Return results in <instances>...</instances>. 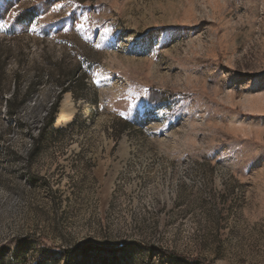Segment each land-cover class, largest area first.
I'll use <instances>...</instances> for the list:
<instances>
[{
  "label": "rangeland",
  "instance_id": "374dc122",
  "mask_svg": "<svg viewBox=\"0 0 264 264\" xmlns=\"http://www.w3.org/2000/svg\"><path fill=\"white\" fill-rule=\"evenodd\" d=\"M0 25V264H264V0H0Z\"/></svg>",
  "mask_w": 264,
  "mask_h": 264
},
{
  "label": "trees",
  "instance_id": "16d2710c",
  "mask_svg": "<svg viewBox=\"0 0 264 264\" xmlns=\"http://www.w3.org/2000/svg\"><path fill=\"white\" fill-rule=\"evenodd\" d=\"M66 92H68L67 89H65L62 93H66ZM61 99H62V96L59 95L58 98H57V100L55 101V103L51 107V109H50V111L48 113V116L45 119V123L43 125V128L41 130V136H43L45 134V132H47V130L52 129L53 126L55 125V123H56V117H55V115L57 114L58 108L60 106ZM9 110L10 111H13L11 105H10ZM37 141L38 140H36L35 143H37ZM89 251H90V247H85L84 248V253H87Z\"/></svg>",
  "mask_w": 264,
  "mask_h": 264
},
{
  "label": "bare ground",
  "instance_id": "6f19581e",
  "mask_svg": "<svg viewBox=\"0 0 264 264\" xmlns=\"http://www.w3.org/2000/svg\"><path fill=\"white\" fill-rule=\"evenodd\" d=\"M75 111L72 109H66L63 114L61 115V118L59 119V123L61 122L62 124H68L71 122L73 115Z\"/></svg>",
  "mask_w": 264,
  "mask_h": 264
},
{
  "label": "snow or ice",
  "instance_id": "6c2138e0",
  "mask_svg": "<svg viewBox=\"0 0 264 264\" xmlns=\"http://www.w3.org/2000/svg\"><path fill=\"white\" fill-rule=\"evenodd\" d=\"M0 27H3V25H0Z\"/></svg>",
  "mask_w": 264,
  "mask_h": 264
}]
</instances>
